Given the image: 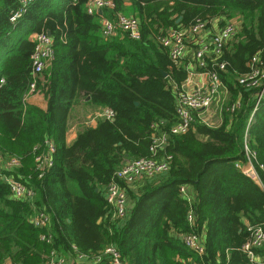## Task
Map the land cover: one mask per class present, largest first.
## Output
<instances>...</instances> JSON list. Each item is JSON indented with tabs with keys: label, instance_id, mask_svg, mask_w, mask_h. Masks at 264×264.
Listing matches in <instances>:
<instances>
[{
	"label": "trees",
	"instance_id": "16d2710c",
	"mask_svg": "<svg viewBox=\"0 0 264 264\" xmlns=\"http://www.w3.org/2000/svg\"><path fill=\"white\" fill-rule=\"evenodd\" d=\"M112 1L101 14H89L88 0H31L11 22L19 1L0 0V156L19 159L7 174L21 176L34 191L32 198H16L0 178V264H38L52 251L65 255L68 264H111L105 255L91 260L110 244L127 264H254L241 248L249 237L247 225L264 223V191L235 162L244 160V131L256 90L239 85L238 77L253 56L264 66V0ZM127 8L139 19L141 38L122 31L103 37L100 19H115ZM214 18L221 25L235 19L237 25L220 54L206 67L196 65L207 71L225 64L217 70L221 92L227 93L224 102L220 98L221 123L196 118L185 133L170 134L163 151L172 156L168 169L124 185L132 206L126 218L115 219L105 200L107 184L126 161L152 157V135L169 133L177 121L176 97L187 70L180 65L184 58L171 60L159 36ZM47 31L54 58L37 81L47 99L42 109L24 98L34 47L29 36ZM85 99L111 110L113 119L82 127L67 144L71 110ZM232 104L234 109L226 110ZM47 140L55 145L53 164L40 176L35 154L46 150ZM247 142L256 162L264 164V98ZM180 185L189 187V202ZM39 213L48 224L35 223ZM185 234L201 240L202 256L184 245ZM256 253L264 256L261 249Z\"/></svg>",
	"mask_w": 264,
	"mask_h": 264
},
{
	"label": "built area",
	"instance_id": "2783aa9c",
	"mask_svg": "<svg viewBox=\"0 0 264 264\" xmlns=\"http://www.w3.org/2000/svg\"><path fill=\"white\" fill-rule=\"evenodd\" d=\"M19 8L10 15V21L15 22L26 10L31 0H18ZM127 1V0H124ZM113 6L112 0H88L86 10L89 14H96L104 8ZM210 21L196 19L188 27H176L166 30L159 36V42L168 49L169 56L174 63H179L182 58L186 57L189 41L197 43L198 47L193 51V60L199 67H206L207 59L205 52L210 46L214 55L221 53L223 46L230 41L236 34V23H226L220 29L209 35L210 43L204 42V33L209 27ZM126 33L131 39L137 40L141 38L140 22L136 16L118 13L115 19L108 17L101 18V33L103 37L109 38L118 34V32ZM29 38L34 42L33 51L31 53V81L25 96L26 99L35 94H43L37 86L38 80H43L44 70L51 64L54 58L53 39L47 32H34ZM211 70L205 71L208 82L204 87H195L193 90L182 89L178 91L176 97V116L177 121L169 128V133L162 132L152 135V142L149 147L152 157H140L126 161L118 168L112 180L106 186L105 200L112 210V216L115 219H124L128 214V195L124 185L133 184L141 177H151L157 173L164 172L168 169L171 154L163 153L168 145L169 135H180L189 130L196 118L201 119V113L209 109L214 104L220 103V94L222 89V80L217 70H224L223 62L216 63ZM248 71L238 77V83L244 88L255 89L256 96L253 109L248 117V121L244 131V160L235 162V167L245 176L254 180L259 188L264 191V164L256 162V152L248 146L247 137L249 126L253 120L258 105L264 98V66L259 63L257 56H253L248 62ZM0 81H3L1 78ZM235 104L226 107V110L232 111ZM113 112L106 110V117L113 119ZM38 150V147H34ZM55 151V145L52 140L46 141V150H42L35 154V165L41 176L53 164L52 153ZM19 165V159L12 158L4 161L0 156V178L6 182L12 195L16 198H32L34 191L29 187L21 176L14 177L7 174L14 166ZM123 184H122V183ZM179 193L189 202L191 195L189 187L186 185L179 186ZM36 224H48V217L43 213H39L34 218ZM187 221L192 224L194 221L193 211H189ZM249 237L242 245V251L247 255L251 263L256 260L261 264L264 259L263 255L256 253V250L264 252V223L247 225ZM44 238V236L42 237ZM181 239L186 247H188L196 255L202 256L204 246L201 240L194 234L181 235ZM109 257L111 264H127L120 257L119 250L112 244L105 246L100 253L92 257L93 261H100L103 256ZM82 260H87L85 255L77 254ZM69 260L66 256L54 251L46 257V259L38 264H68ZM1 264H10L6 261ZM194 264H205L203 261H196Z\"/></svg>",
	"mask_w": 264,
	"mask_h": 264
},
{
	"label": "crops",
	"instance_id": "0c3cea01",
	"mask_svg": "<svg viewBox=\"0 0 264 264\" xmlns=\"http://www.w3.org/2000/svg\"><path fill=\"white\" fill-rule=\"evenodd\" d=\"M125 5L126 6L129 5V3H126ZM98 13L101 14L102 11L101 12L99 11ZM178 19L180 20L181 17H178ZM223 25H221V20H219L218 18L211 19L209 23V27L207 28L206 32L203 35L204 42H207V44H209L210 43L209 35L218 31L220 27H222ZM193 50H194L193 44L191 42H188L186 57L180 62V65H183L187 70V77L181 84V88L185 90H193L195 87H200V86L204 87L208 82V77L206 72L200 71L197 68L196 64L194 63ZM205 57L207 61L209 58L214 57V52L210 46H208V50L205 52ZM221 94L227 97L226 91L221 92ZM86 101L88 100L86 99L83 100L82 103L75 105L71 110V114H73L72 117L73 121L66 132L67 144H71L75 140L79 129H81L84 126H95L100 119L106 117V110L108 108L92 105L86 103ZM26 102L28 104L36 105L42 109L47 108V99L44 96V94L31 95L26 99ZM211 107L201 113V120L208 123L209 125H219L221 123L222 116H220V118L218 119L219 116H215V114H212L213 110ZM207 115L209 116L211 115L210 117L212 118L209 120V122L207 121L208 118L207 120L205 118ZM129 201L130 200H128V210L132 206V203ZM99 220L101 221V219H98V221ZM256 263L260 264L257 260Z\"/></svg>",
	"mask_w": 264,
	"mask_h": 264
},
{
	"label": "rangeland",
	"instance_id": "374dc122",
	"mask_svg": "<svg viewBox=\"0 0 264 264\" xmlns=\"http://www.w3.org/2000/svg\"><path fill=\"white\" fill-rule=\"evenodd\" d=\"M124 13L126 14V15H131L130 13H132V9L131 8H127L125 11H124ZM235 21V19H232V21H229L230 23H235L234 22ZM221 100H222V102H224L226 99H227V97L226 96H224V95H222L221 94ZM221 102V103H222ZM221 103H218V104H214L211 108H212V110H213V113L212 114H215V116H219L218 117V119L220 118V116H221ZM211 116V115H210ZM209 115H207L205 118H206V120H207V118H208V122H209V120L210 119H212L211 117H210ZM214 121V120H213ZM250 178V177H249ZM252 180V179H251ZM254 183H255V181L254 180H252ZM256 184V183H255ZM257 185V184H256ZM258 187H259V185H257ZM130 202V201H129Z\"/></svg>",
	"mask_w": 264,
	"mask_h": 264
},
{
	"label": "water",
	"instance_id": "95a60500",
	"mask_svg": "<svg viewBox=\"0 0 264 264\" xmlns=\"http://www.w3.org/2000/svg\"><path fill=\"white\" fill-rule=\"evenodd\" d=\"M100 12H101V11H100ZM176 21L178 22V21H179V19H177ZM47 34H49V35H50L51 33H50L49 31H47ZM164 75H166V74L164 73ZM99 221H100V220H99ZM99 221H98V222H99Z\"/></svg>",
	"mask_w": 264,
	"mask_h": 264
}]
</instances>
